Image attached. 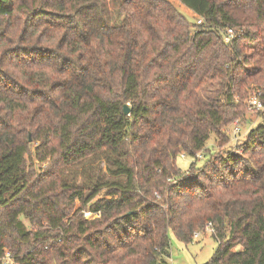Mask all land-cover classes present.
Segmentation results:
<instances>
[{
  "label": "trees",
  "instance_id": "1",
  "mask_svg": "<svg viewBox=\"0 0 264 264\" xmlns=\"http://www.w3.org/2000/svg\"><path fill=\"white\" fill-rule=\"evenodd\" d=\"M176 1L202 23L167 0H0V264H169L168 233L207 223L204 264H264V116L225 131L264 97V0ZM91 163L110 180L63 181ZM75 200L98 216L71 221Z\"/></svg>",
  "mask_w": 264,
  "mask_h": 264
},
{
  "label": "rangeland",
  "instance_id": "2",
  "mask_svg": "<svg viewBox=\"0 0 264 264\" xmlns=\"http://www.w3.org/2000/svg\"><path fill=\"white\" fill-rule=\"evenodd\" d=\"M111 1V8L113 11H116L118 4L121 2V0H110ZM169 1L175 9L178 10L190 23L196 22V16L191 15L187 11L183 10L184 8L180 6L179 2L176 0H167ZM261 89V88H256ZM252 90H248V97L250 94H252ZM247 99H245L244 103L246 106V109L244 108V115L239 118L238 121H234V123H237V125L240 128V138L244 137L250 127L257 124L262 117L264 116V113H258L254 110L249 109ZM228 130V133L230 134L231 126L228 125L225 129V131ZM235 141L230 137V142ZM228 143V144H229ZM227 143L222 144V147L225 148L228 146ZM233 144V143H231ZM207 147H209L212 150V153L220 152L221 150L218 149L216 140H214V136L211 135L210 140L207 143ZM193 162L192 157L190 156H183L181 154L177 155L176 157V165L181 171H185L188 169L189 164ZM203 163V158L197 159V166L200 167ZM91 169L86 167V170L82 168V166H71L68 168H65L62 171V178L65 183L68 185H75V186H85L88 184L89 180L95 179L97 176L103 177L105 180H110V176L106 173V167L104 166V163H99L98 167L96 164L91 163L90 164ZM47 167V162H38L36 160H33L32 162L27 161L26 168L27 170L31 169H38L40 171L45 170ZM103 192L101 191L97 197H102ZM81 207V204L79 201H74V211L72 212L71 221H75L76 219L80 218L81 215H83L87 219H91L92 217H96L98 215H92L89 214L86 210L79 212V209ZM21 221L25 225V227L29 230L34 229V227L28 223L27 220H25L23 217H20ZM70 221V219H69ZM168 239H169V253L170 257L168 258L169 264H204L206 263L211 256L213 255L216 247L217 242L213 239L211 236V233L208 229H205L204 231L198 232V238L196 240H193L188 243H183L178 241L174 234L170 231L168 233ZM239 247H235L234 249H238Z\"/></svg>",
  "mask_w": 264,
  "mask_h": 264
},
{
  "label": "built area",
  "instance_id": "3",
  "mask_svg": "<svg viewBox=\"0 0 264 264\" xmlns=\"http://www.w3.org/2000/svg\"><path fill=\"white\" fill-rule=\"evenodd\" d=\"M196 23L201 24L202 19L199 17L196 18ZM234 35H235V29L226 28L223 31L224 42L228 43L233 38ZM247 103H248L249 109L254 110L258 113H264V97H263L262 91L256 90L252 92V94H250L248 97ZM239 136H240V128L237 125V123H234L233 125H231L230 137H232L233 140H236ZM181 155L182 157L185 155L187 156L185 152H182ZM196 158L197 159L200 158V154H198ZM205 229H208L210 233H213V227L211 223H207L204 230ZM198 232L199 231H196L193 234V237H192L193 240H196L198 238ZM2 262L3 264H16L11 258L10 253L7 251L5 252Z\"/></svg>",
  "mask_w": 264,
  "mask_h": 264
},
{
  "label": "water",
  "instance_id": "4",
  "mask_svg": "<svg viewBox=\"0 0 264 264\" xmlns=\"http://www.w3.org/2000/svg\"><path fill=\"white\" fill-rule=\"evenodd\" d=\"M129 111H130L129 107H128L127 105H124V106H123V113H124L125 115H127V114L129 113Z\"/></svg>",
  "mask_w": 264,
  "mask_h": 264
},
{
  "label": "crops",
  "instance_id": "5",
  "mask_svg": "<svg viewBox=\"0 0 264 264\" xmlns=\"http://www.w3.org/2000/svg\"><path fill=\"white\" fill-rule=\"evenodd\" d=\"M179 4H180V3H179ZM180 6H182V7L184 8L183 10L187 11V12L190 13L191 15H194L190 10H188L187 8H185L183 5L180 4Z\"/></svg>",
  "mask_w": 264,
  "mask_h": 264
}]
</instances>
